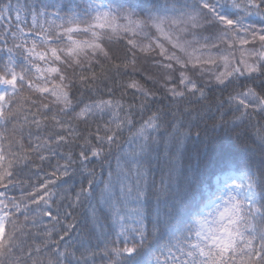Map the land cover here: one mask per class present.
Segmentation results:
<instances>
[{
	"label": "snow or ice",
	"instance_id": "obj_1",
	"mask_svg": "<svg viewBox=\"0 0 264 264\" xmlns=\"http://www.w3.org/2000/svg\"><path fill=\"white\" fill-rule=\"evenodd\" d=\"M0 264H264V0H0Z\"/></svg>",
	"mask_w": 264,
	"mask_h": 264
}]
</instances>
